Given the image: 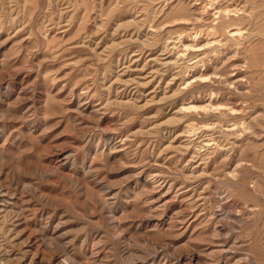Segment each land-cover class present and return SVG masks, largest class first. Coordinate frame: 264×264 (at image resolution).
I'll return each mask as SVG.
<instances>
[{"label":"rangeland","instance_id":"1","mask_svg":"<svg viewBox=\"0 0 264 264\" xmlns=\"http://www.w3.org/2000/svg\"><path fill=\"white\" fill-rule=\"evenodd\" d=\"M213 1L0 0L2 264H264V0Z\"/></svg>","mask_w":264,"mask_h":264},{"label":"bare ground","instance_id":"2","mask_svg":"<svg viewBox=\"0 0 264 264\" xmlns=\"http://www.w3.org/2000/svg\"><path fill=\"white\" fill-rule=\"evenodd\" d=\"M198 1H200V0H198ZM214 1H215V0H214ZM214 1H213V3H214ZM224 1H225V0H224ZM225 2H226V1H225ZM213 3H211V4H213ZM216 3L218 4V2H216ZM216 3H214V4H216ZM221 3H222V2H221ZM211 4H210V5H211ZM217 4H216V5H217ZM225 4H226V3H225ZM228 4H229V3H228ZM208 5H209V4H208ZM208 5H207L206 7H210V6H208ZM230 5H231V4H230ZM214 7H215V6H214ZM211 8H212V7H211ZM211 8H210V9H211ZM229 8H230V7H229ZM193 9H194V8H193ZM208 9H209V8H208ZM217 9H219V10H217ZM223 9H224V7H223ZM230 10H231V9H230ZM234 10H235V8H234ZM234 10H233V12H234ZM214 11H217V15H218V14H219V15L221 14V9H220V8H216V7H215V8H214ZM214 11H213V12H214ZM211 12H212V11H211ZM235 12L237 13V10H235ZM238 12H239V11H238ZM215 13H216V12H215ZM246 13H247V12H246ZM204 14H206V11H205ZM231 14H232V10H231ZM213 15H214V14H213ZM217 15H216V16H217ZM219 15H218V16H219ZM233 15H234V13H233ZM214 16H215V15H214ZM237 16H238V15H237ZM239 16H240V15H239ZM202 17H203V16H202ZM216 18H217V17H216ZM217 19H219V18H217ZM203 20H204V19H203ZM228 21H229V20H228ZM186 24H187V23H185V25H186ZM213 28H214V27H213ZM242 30H244V29H242ZM242 30H240V29L235 30V31H229V30H227V31H228V32H227V33H228V34H227L228 39H229V40H232V41H237L238 38L241 36V31H242ZM221 32H222V31H221ZM244 32H245V31H244ZM221 35H223V34H221ZM225 36H226V35H224V37H225ZM227 37H226V38H227ZM221 39H222V38H221ZM240 39H241V38H240ZM249 39H250V38H249ZM224 40H225V39H224ZM212 43H214V42H212ZM236 43H237V42H236ZM209 44L211 45V43H208V45H209ZM238 44H239V43H238ZM206 45H207V44H206ZM208 45L206 46V48H208ZM197 46H198V45H197ZM197 46H196V47H197ZM198 50H199V49H198ZM200 50H201V49H200ZM195 51H197V50H195ZM208 51H210V50H208ZM213 51H214V50H213ZM216 51H217V50H216ZM197 52H199V51H197ZM201 52H202V50H201ZM211 52H212V51H211ZM206 56H207V55H206ZM200 73H201V72H200ZM203 73H204V72H203ZM203 73L199 74V78H203V77H204L205 74H203ZM209 78H210V77H209ZM205 79H206V78H205ZM199 80H200V79H199ZM201 81H202V80H201ZM186 110H187V109H186ZM182 112H185V109H182ZM180 113H181V112H180ZM182 114H183V113H182ZM234 129H235V128H234ZM228 132H229V131H228ZM242 138H243V137H242ZM3 209H4V208H3ZM4 210H5V209H4ZM0 211H1V210H0ZM6 212H7V211H6ZM8 212H9V211H8ZM6 214H7V213H6ZM217 214H218V213H217ZM1 255H2V250H0V264H2V262H3V261L1 260V257H2ZM2 259H3V258H2ZM190 260H191V259H190Z\"/></svg>","mask_w":264,"mask_h":264}]
</instances>
